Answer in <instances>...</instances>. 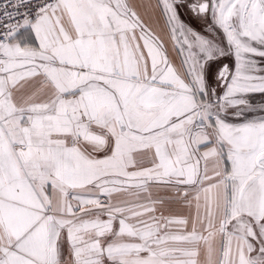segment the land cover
<instances>
[{
	"label": "snow or ice",
	"instance_id": "snow-or-ice-1",
	"mask_svg": "<svg viewBox=\"0 0 264 264\" xmlns=\"http://www.w3.org/2000/svg\"><path fill=\"white\" fill-rule=\"evenodd\" d=\"M141 6L178 64L132 0L0 4V264H264V0Z\"/></svg>",
	"mask_w": 264,
	"mask_h": 264
},
{
	"label": "crops",
	"instance_id": "crops-1",
	"mask_svg": "<svg viewBox=\"0 0 264 264\" xmlns=\"http://www.w3.org/2000/svg\"><path fill=\"white\" fill-rule=\"evenodd\" d=\"M132 2L138 6V10L140 11V13L144 17V19L146 21H148L149 23H151L157 32L164 35L165 42L168 46L169 55L178 64L179 61H178V58L176 56V53L172 51V43L168 39L167 35L164 34V32L162 31L163 30V21H162V19H160L158 11H153L152 9L146 10L144 7H142L141 5L146 3L147 0H132ZM151 2L153 5L155 4V0H151ZM180 15H181V19L184 20L191 27H193L196 31H198L204 35H208V33L204 31V24L206 23V21L197 20L184 8L180 9ZM222 62H229V61H222ZM252 99H253L254 103L257 105V107L261 104H264V95H262V94H259V93L252 94ZM257 114L259 115L261 113L258 112ZM153 191H154V194H156V190L154 189ZM159 194L160 195H172L171 192H168V193L160 192ZM171 210L174 212L184 213V214H187V212H188L187 208H180L179 206H176V205H172Z\"/></svg>",
	"mask_w": 264,
	"mask_h": 264
},
{
	"label": "built area",
	"instance_id": "built-area-1",
	"mask_svg": "<svg viewBox=\"0 0 264 264\" xmlns=\"http://www.w3.org/2000/svg\"><path fill=\"white\" fill-rule=\"evenodd\" d=\"M5 2V0H0V4H3Z\"/></svg>",
	"mask_w": 264,
	"mask_h": 264
}]
</instances>
